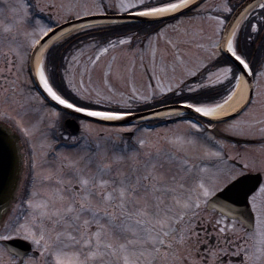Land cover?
I'll list each match as a JSON object with an SVG mask.
<instances>
[{
    "label": "snow or ice",
    "instance_id": "6c2138e0",
    "mask_svg": "<svg viewBox=\"0 0 264 264\" xmlns=\"http://www.w3.org/2000/svg\"><path fill=\"white\" fill-rule=\"evenodd\" d=\"M211 7L0 0V264H264V0Z\"/></svg>",
    "mask_w": 264,
    "mask_h": 264
},
{
    "label": "water",
    "instance_id": "95a60500",
    "mask_svg": "<svg viewBox=\"0 0 264 264\" xmlns=\"http://www.w3.org/2000/svg\"><path fill=\"white\" fill-rule=\"evenodd\" d=\"M37 90L40 91V89L38 88ZM41 95H44L42 91H41ZM49 103L52 104L54 107L56 106L54 102H49ZM142 114L148 115L149 113L143 112ZM137 121L138 120L133 119L130 122L133 123ZM71 122L76 126L78 125L75 120H72ZM0 135L5 137L4 145L3 147H0V181L4 182L5 184H8L13 174V170L15 168H18L19 166L20 153H19L18 141L13 140L11 143H9L8 138L11 136V133L9 132V129H7L1 124H0ZM128 135L129 134H125V136ZM0 207H7V206L3 205ZM17 243L20 244L22 242L18 241Z\"/></svg>",
    "mask_w": 264,
    "mask_h": 264
},
{
    "label": "rangeland",
    "instance_id": "374dc122",
    "mask_svg": "<svg viewBox=\"0 0 264 264\" xmlns=\"http://www.w3.org/2000/svg\"><path fill=\"white\" fill-rule=\"evenodd\" d=\"M233 1L235 2V4H237V3H240L242 0H233ZM20 2H22V0H20ZM219 2H220V0H207V4L209 5L208 10H209V12H211L212 15H217V14H219V13L213 11V10H212V7H211V6H213V5H215V4L219 3ZM232 3H233V2H232ZM5 15L10 17V16L12 15V13H11V12H8V13H6ZM191 15H193V14L191 13ZM224 15H226V16L229 17L230 14H224ZM4 22L6 23L7 20H4ZM171 23H175V21H173V22H171ZM205 27H206V25H205ZM190 30H191V29H190ZM161 41H163V40H161ZM163 42H164V41H163ZM95 51H96L95 49H86V50H85V56H91V55H94ZM110 57H111V52H110L108 55H106V56H102V57H101V63H106V62L110 59ZM125 62H126V61H125L123 58H121V59L119 60V63H121V64H123V63H125ZM137 64H139V61H138V60H137ZM98 75H99V72L97 71V73L94 74L93 79L95 80V79L97 78ZM135 76H136V80H137V82H139L140 79H141V72H140V69H139V68L136 69V71H135ZM112 83H113L114 86L117 87L118 89L123 88V89L126 90V87H127L126 84H123V83H121V82H119V81H115V80H113ZM29 86L32 87L33 84H31V85H29ZM3 121H5V120H3ZM6 122H8V121H6ZM8 123H9V122H8ZM174 127H176V125H172V126H170L169 128H174ZM165 129H166V128H165Z\"/></svg>",
    "mask_w": 264,
    "mask_h": 264
},
{
    "label": "flooded vegetation",
    "instance_id": "af4514ba",
    "mask_svg": "<svg viewBox=\"0 0 264 264\" xmlns=\"http://www.w3.org/2000/svg\"><path fill=\"white\" fill-rule=\"evenodd\" d=\"M160 46L161 47H166V45H165V43L163 42V41H160ZM157 110H161L160 108H158ZM144 111H147V109H145ZM143 111V112H144ZM70 119V117H67V118H65V123L68 121ZM176 119H168V120H162V121H153V122H151V123H153L151 126H149V125H147V126H149V127H155V128H159V129H165V128H169L170 126H172V125H175V123H174V121H175ZM0 121H2L3 122V120H0ZM5 123H7L8 125H9V123L8 122H6L5 121ZM233 140H236L237 138H232Z\"/></svg>",
    "mask_w": 264,
    "mask_h": 264
},
{
    "label": "trees",
    "instance_id": "16d2710c",
    "mask_svg": "<svg viewBox=\"0 0 264 264\" xmlns=\"http://www.w3.org/2000/svg\"><path fill=\"white\" fill-rule=\"evenodd\" d=\"M241 4V3H240ZM240 4H236L235 6H233V12L240 6ZM140 27H149L147 25H141ZM152 27H155V26H152ZM121 31H136V28L135 27H131V28H123V29H120ZM80 39H85L83 36H80L78 35L76 39L72 40L70 43L68 44H65L63 46V48L61 49V51H65L69 48H74L76 45H77V41L80 40ZM85 43H87V41L85 40ZM221 59H224V57H221Z\"/></svg>",
    "mask_w": 264,
    "mask_h": 264
},
{
    "label": "bare ground",
    "instance_id": "6f19581e",
    "mask_svg": "<svg viewBox=\"0 0 264 264\" xmlns=\"http://www.w3.org/2000/svg\"><path fill=\"white\" fill-rule=\"evenodd\" d=\"M156 118H166V117H156Z\"/></svg>",
    "mask_w": 264,
    "mask_h": 264
}]
</instances>
